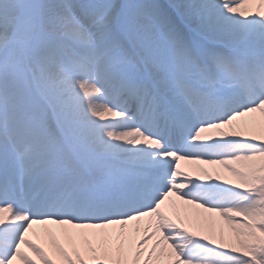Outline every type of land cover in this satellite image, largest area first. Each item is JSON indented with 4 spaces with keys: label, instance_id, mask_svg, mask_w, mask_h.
<instances>
[{
    "label": "snow or ice",
    "instance_id": "1",
    "mask_svg": "<svg viewBox=\"0 0 264 264\" xmlns=\"http://www.w3.org/2000/svg\"><path fill=\"white\" fill-rule=\"evenodd\" d=\"M83 73L153 89L181 125L264 128V0H0V209L10 210L0 213V264H148L156 238L119 224L167 188L138 207L147 189L90 192L52 173V122L69 121ZM42 167L49 175L38 182ZM231 210L252 235L223 231L227 242H210L202 260L187 244L167 247L155 264H264V182ZM34 225L50 226L47 244L32 238ZM251 244L254 260L241 250Z\"/></svg>",
    "mask_w": 264,
    "mask_h": 264
},
{
    "label": "rangeland",
    "instance_id": "2",
    "mask_svg": "<svg viewBox=\"0 0 264 264\" xmlns=\"http://www.w3.org/2000/svg\"><path fill=\"white\" fill-rule=\"evenodd\" d=\"M163 48V43L158 45V55H163ZM93 79H99L98 88L105 90L100 93L98 100L116 112L112 121L85 118L92 111L86 102L80 103L78 96L85 84L93 82ZM118 88L119 86L110 84L105 78L91 73H83L73 81L71 99L66 108L69 121L64 124L52 122L56 135L47 147V151L53 155H56L55 151L64 152L62 157L65 163L62 170L68 171L69 164L73 166L75 175L71 178L75 182H87V188L99 186L117 190L147 189L148 194L136 204L138 207L152 203L155 196L167 188L153 208L133 214V217H128L125 222L119 224L120 230L123 231L131 222L138 230L142 228L147 239L156 238L149 253L148 264H155L165 248L175 249L185 244L191 254H198V258L202 260L207 255L203 249L210 242H227H223L222 237L223 231L227 232L228 229L237 237L252 235L249 231L251 222L243 216H236L231 209L245 199V193L255 191L257 186L264 182V157L261 154L264 149H259V145L264 144V128L217 121L219 124L211 131L215 139L204 149L186 154L182 161H179V158L170 161L179 169L178 176L175 177L172 169L167 173V161L150 162L152 153L148 155V150H135V153H148L145 155L150 157L146 163H138L127 159L133 151L117 152L105 149L111 146L109 141L115 138L112 136L115 131L129 128L124 120L126 116L118 110H125L129 103L132 104V99L118 93ZM90 97L92 100V96ZM64 138L77 146L83 155L82 159H75L64 146ZM252 148L259 150L250 151ZM159 154L157 152V155ZM46 168L42 167L40 172L47 174V171H44ZM163 178H166L165 182H162ZM117 179L124 182H118ZM256 219V216L251 218L252 221ZM48 227L50 226L34 225L32 238L38 243L47 244L44 230ZM219 232L221 235L217 236ZM241 250L245 255H251L253 260L260 251L258 244L245 245ZM176 264L187 262L177 260ZM236 264H252V261L237 260Z\"/></svg>",
    "mask_w": 264,
    "mask_h": 264
},
{
    "label": "bare ground",
    "instance_id": "3",
    "mask_svg": "<svg viewBox=\"0 0 264 264\" xmlns=\"http://www.w3.org/2000/svg\"><path fill=\"white\" fill-rule=\"evenodd\" d=\"M241 12H246L248 9L247 7H243L240 9ZM97 82L95 81H90L87 82L84 86V89L79 93L80 95L78 96V100L80 103L85 104L87 103L88 107L91 108V113L87 114L88 116L85 117L87 119H92V120H108V119H113V117L116 115V113L113 110H110L105 104L101 103L98 100V95L100 94L99 89L96 87ZM82 95V96H81ZM92 96V100L90 99ZM83 97V98H82ZM90 97V98H89ZM90 99V100H89ZM83 108H81L82 110ZM132 111H136V107H130ZM89 111V110H88ZM90 116V117H89ZM119 116V115H117ZM210 129L209 127H200V131L198 137L201 140V144L205 143L209 137H210ZM112 136L115 138L113 141H109L111 146H107L105 149H109L110 151H132L134 148H139L141 151H145L147 148L149 149H154V146L158 144L159 141L152 139V138H147V136H144L143 133L139 130L133 129L131 131L125 130V131H115ZM147 138V142L143 141ZM99 150H105L104 148L96 147ZM189 152L187 153H192L194 150L189 149ZM151 157V160H150ZM143 154V152L137 153V154H130L127 159L132 161V162H138L141 163H146L148 160L150 162L155 163V162H161L162 159L166 158L169 159L171 157V161H174V157L171 156V154L168 151H164L160 155L153 154L151 156ZM154 161V162H153ZM182 161V160H181ZM168 170L170 171L171 169L173 170L174 176H178L179 169L174 166L173 162L167 163ZM169 171L167 173H169ZM166 178L162 179V182H165ZM216 223L220 224L219 222L216 221ZM226 232V231H225ZM222 237V236H221ZM223 242L226 240L224 237H222Z\"/></svg>",
    "mask_w": 264,
    "mask_h": 264
}]
</instances>
